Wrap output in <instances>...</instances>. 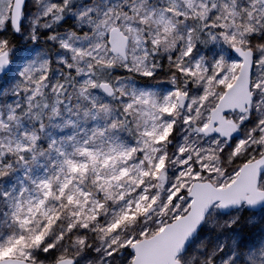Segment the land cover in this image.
Listing matches in <instances>:
<instances>
[{"label": "snow or ice", "instance_id": "snow-or-ice-1", "mask_svg": "<svg viewBox=\"0 0 264 264\" xmlns=\"http://www.w3.org/2000/svg\"><path fill=\"white\" fill-rule=\"evenodd\" d=\"M0 264H264V0H0Z\"/></svg>", "mask_w": 264, "mask_h": 264}]
</instances>
